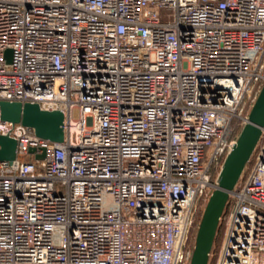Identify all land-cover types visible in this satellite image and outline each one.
I'll return each mask as SVG.
<instances>
[{"label": "built area", "instance_id": "1", "mask_svg": "<svg viewBox=\"0 0 264 264\" xmlns=\"http://www.w3.org/2000/svg\"><path fill=\"white\" fill-rule=\"evenodd\" d=\"M263 86L264 0H0V101L64 133L0 119V264H190ZM208 264H264V126Z\"/></svg>", "mask_w": 264, "mask_h": 264}, {"label": "water", "instance_id": "2", "mask_svg": "<svg viewBox=\"0 0 264 264\" xmlns=\"http://www.w3.org/2000/svg\"><path fill=\"white\" fill-rule=\"evenodd\" d=\"M5 58L8 63L11 61V51H6ZM0 119L19 123L31 129L36 137L50 142L60 143L64 137L62 113L42 110L37 104L0 101ZM263 126L264 86L249 112L248 122L241 128L233 147L225 156L218 176V188L209 197L197 227L190 264H208L228 192L233 189L244 170ZM33 152L34 149L29 150V153ZM15 156L16 142L0 135V161L10 162Z\"/></svg>", "mask_w": 264, "mask_h": 264}, {"label": "rangeland", "instance_id": "3", "mask_svg": "<svg viewBox=\"0 0 264 264\" xmlns=\"http://www.w3.org/2000/svg\"><path fill=\"white\" fill-rule=\"evenodd\" d=\"M73 116L76 117V112H74ZM240 130H241V128H236V129L234 130V134H233V135L238 136ZM204 208H205V207H204ZM204 208H203L202 211H201V216H202V213H203ZM196 231H197V229H196ZM196 231L193 232V237H195ZM194 233H195V234H194Z\"/></svg>", "mask_w": 264, "mask_h": 264}, {"label": "trees", "instance_id": "4", "mask_svg": "<svg viewBox=\"0 0 264 264\" xmlns=\"http://www.w3.org/2000/svg\"><path fill=\"white\" fill-rule=\"evenodd\" d=\"M199 220H200V218H199Z\"/></svg>", "mask_w": 264, "mask_h": 264}, {"label": "bare ground", "instance_id": "5", "mask_svg": "<svg viewBox=\"0 0 264 264\" xmlns=\"http://www.w3.org/2000/svg\"><path fill=\"white\" fill-rule=\"evenodd\" d=\"M233 147V146H232Z\"/></svg>", "mask_w": 264, "mask_h": 264}]
</instances>
